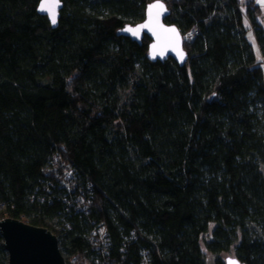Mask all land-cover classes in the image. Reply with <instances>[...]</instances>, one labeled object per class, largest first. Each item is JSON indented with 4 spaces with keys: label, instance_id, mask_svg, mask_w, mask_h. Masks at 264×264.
<instances>
[{
    "label": "trees",
    "instance_id": "1",
    "mask_svg": "<svg viewBox=\"0 0 264 264\" xmlns=\"http://www.w3.org/2000/svg\"><path fill=\"white\" fill-rule=\"evenodd\" d=\"M40 1L0 0V218L67 264H264L262 7L162 0L179 66L119 35L156 0Z\"/></svg>",
    "mask_w": 264,
    "mask_h": 264
},
{
    "label": "water",
    "instance_id": "2",
    "mask_svg": "<svg viewBox=\"0 0 264 264\" xmlns=\"http://www.w3.org/2000/svg\"><path fill=\"white\" fill-rule=\"evenodd\" d=\"M159 2L166 10L151 9L150 12V6L156 4L157 0L147 4L144 20L137 24H125L119 29V35L137 44H141L147 36L151 40L147 52L149 61L164 63L172 59L179 66H184L188 54L184 48L183 36L176 25L167 23L166 20L171 12L164 1L159 0ZM40 4L41 1L37 13L47 17L51 27L56 29L59 26L64 3L61 1L55 25L51 23L46 12L39 11ZM157 12L160 13L158 19ZM169 29H175V32L168 31ZM0 236L8 254V264H67L60 251L57 237L46 228L36 227L17 219L4 218L0 221ZM230 260L242 264L237 257H227L225 264H229Z\"/></svg>",
    "mask_w": 264,
    "mask_h": 264
},
{
    "label": "snow or ice",
    "instance_id": "3",
    "mask_svg": "<svg viewBox=\"0 0 264 264\" xmlns=\"http://www.w3.org/2000/svg\"><path fill=\"white\" fill-rule=\"evenodd\" d=\"M264 2V0H262ZM61 5V0H41V4L39 7V11L46 12L51 20V23L55 25L57 23L58 15H59V7ZM151 9H160V10H166L164 8V5L157 0V3L150 6V12ZM159 12L156 13L157 19L159 17ZM127 31H133L132 29H127ZM168 31L175 32V29H169ZM135 34V33H134ZM182 55V54H181ZM229 264H238V262L230 260Z\"/></svg>",
    "mask_w": 264,
    "mask_h": 264
},
{
    "label": "rangeland",
    "instance_id": "4",
    "mask_svg": "<svg viewBox=\"0 0 264 264\" xmlns=\"http://www.w3.org/2000/svg\"><path fill=\"white\" fill-rule=\"evenodd\" d=\"M260 20L263 22L264 24V8H263V14L260 17ZM259 60L262 61L263 66H264V58L260 56L259 54ZM227 257H235V254L233 252H229V253H222L219 256V260L222 261L225 264V260ZM217 259L213 258L211 255H207L206 256V263L207 264H216Z\"/></svg>",
    "mask_w": 264,
    "mask_h": 264
},
{
    "label": "crops",
    "instance_id": "5",
    "mask_svg": "<svg viewBox=\"0 0 264 264\" xmlns=\"http://www.w3.org/2000/svg\"><path fill=\"white\" fill-rule=\"evenodd\" d=\"M257 4L262 7V9L264 8V2H262V0H256Z\"/></svg>",
    "mask_w": 264,
    "mask_h": 264
},
{
    "label": "built area",
    "instance_id": "6",
    "mask_svg": "<svg viewBox=\"0 0 264 264\" xmlns=\"http://www.w3.org/2000/svg\"><path fill=\"white\" fill-rule=\"evenodd\" d=\"M4 218H0V221L3 220Z\"/></svg>",
    "mask_w": 264,
    "mask_h": 264
}]
</instances>
